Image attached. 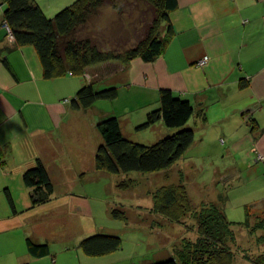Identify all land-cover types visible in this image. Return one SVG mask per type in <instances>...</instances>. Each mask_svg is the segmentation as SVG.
<instances>
[{
  "label": "crops",
  "instance_id": "1",
  "mask_svg": "<svg viewBox=\"0 0 264 264\" xmlns=\"http://www.w3.org/2000/svg\"><path fill=\"white\" fill-rule=\"evenodd\" d=\"M72 2L39 0L49 15ZM178 3L170 15L174 33L156 60H114L88 68L99 87H118L119 96L109 104L97 102L88 110L74 109L65 100L72 99L84 81L70 74L46 79L32 46L16 47L7 54L11 69L0 61V264H136L147 262L152 253L158 259L175 253L177 239L161 233L142 243L131 238L110 254L86 255L80 243L88 227H96L104 210L113 217L110 206L102 210L93 202L98 196L90 198L83 190H74L79 177L84 181L97 178L94 171L107 173L95 167L102 137L97 123L104 116L117 115L124 134L134 141H148L146 131L150 136L159 131L158 138L174 131L163 121L138 128L158 106L162 88L172 89L194 105L189 126L208 131L215 123L229 154L234 158L241 154L244 162L253 164L246 171L247 179L254 180L248 190L252 196L239 209L230 205L231 195H219L228 219L244 224L256 209L263 210L258 214L264 217V159L259 158L264 155V0ZM13 45L3 27L2 11L0 47ZM205 56L207 62L199 65ZM121 96L129 101L124 107L119 104ZM226 150L224 156L233 158ZM39 158L50 173L55 192L50 202L30 208V189L23 173ZM7 190L15 200L16 212ZM154 217L164 224L165 218ZM29 238L48 243L51 253L32 255Z\"/></svg>",
  "mask_w": 264,
  "mask_h": 264
},
{
  "label": "trees",
  "instance_id": "2",
  "mask_svg": "<svg viewBox=\"0 0 264 264\" xmlns=\"http://www.w3.org/2000/svg\"><path fill=\"white\" fill-rule=\"evenodd\" d=\"M107 0H73L54 15H49L39 0H0L3 11V27L13 46L0 47V61L11 69L7 54L16 47L32 46L36 49L46 79H54L67 74L84 77L85 81L76 95L68 102L77 110H88L99 100H114L119 96L117 86L97 88V82L86 78V71L92 65L120 60L129 63L141 58L151 62L160 57L174 33L171 12L178 0H145L155 11V17L145 36L125 52L117 49H104L91 38H78L82 25L104 5ZM93 13V14H92ZM9 29H8V27ZM65 100V101H66ZM195 113L194 105L170 88L160 89L157 107L152 108L139 129H147L156 123L164 124L174 131L153 144H147L127 137L117 115H106L97 123L103 142L95 154L97 170L110 174L157 172L171 168L183 158L195 142L196 134L189 121ZM256 127V126H255ZM1 159V158H0ZM182 179V178H181ZM23 181L30 189V208L48 203L55 192V184L45 163L39 158L23 173ZM122 188L131 184L122 182ZM9 204L16 212L15 200L9 190L6 192ZM154 212L175 223L194 211L187 184L182 179L157 189L154 194ZM198 213L200 237L197 242L189 241L184 247H177L171 256L144 264H235L234 252L228 245L234 239L225 211L213 202H204ZM114 219L128 220L123 208L111 210ZM245 224V223H244ZM246 225L253 231L264 229V217L257 224ZM123 238L119 235L99 233L85 237L80 247L88 256H103L120 250ZM29 251L34 256L51 253L48 243H39L29 238ZM253 264H264V253L251 258Z\"/></svg>",
  "mask_w": 264,
  "mask_h": 264
},
{
  "label": "rangeland",
  "instance_id": "3",
  "mask_svg": "<svg viewBox=\"0 0 264 264\" xmlns=\"http://www.w3.org/2000/svg\"><path fill=\"white\" fill-rule=\"evenodd\" d=\"M154 15V8L145 0H107L89 18L88 22L80 27L76 36L78 38H91L93 42L104 49L113 48L119 52H125L145 36L153 22ZM85 74L87 79L92 80L93 75L88 69ZM75 77L85 81L84 77ZM96 85L100 89L99 84ZM98 102L109 104L112 100H99ZM127 102L129 101L126 96H121L120 106L124 107ZM210 126L211 129L208 131L200 126L195 128V143L187 152L185 159L183 158L181 162L175 163L169 170L157 172L132 171L121 174L105 173V175L94 171V173L99 174L97 178L90 176L83 181L79 177L74 190H83L82 192L90 198L93 195V197L98 196L93 202H97L102 210L105 206H110L111 210L123 208L129 219L111 218L104 210L101 213L102 220L97 221L98 226L88 227L86 237L99 233L114 234L121 236L125 243H128L131 238H137L142 243L143 240L153 237V235L157 237L162 233V237L167 235L172 239H177L176 249L177 247H184L185 244L188 245L189 241L197 242L200 237L199 212L194 214V211L201 210L199 208L204 202L208 203L216 200L213 203L225 211L223 200L218 199L220 194H228L233 198L230 205L239 209L241 204L249 199L248 195L252 196L248 190H252L254 180L247 179L246 171L253 164L250 165V162H244L241 159V154L236 155V158L230 155L226 150L228 145H224L223 138L217 136L218 130H216L215 123H211ZM146 132L144 134H147L148 141L144 140L143 143L153 144L161 139L158 138L159 131L154 132L152 136H150L151 133L149 135L150 131ZM205 134L207 135L205 136ZM202 136H205L204 140L201 139ZM102 142L101 137L100 143ZM224 150H226V154L233 158L225 157ZM260 155L259 158L264 159V155ZM237 158L240 159L238 162H236ZM78 176H80V173ZM181 178L187 184L194 211L187 214L182 223H175L165 218L164 224H162L156 221L157 219L154 217L155 215L161 216L153 211L155 205L154 194L162 186L169 183H178L182 180ZM123 181L131 185L128 188H122L119 184ZM261 211L260 209L252 210L250 224H257L261 221L263 214H258ZM229 221L231 220L229 219ZM246 221L245 224L239 222L238 225L231 221L233 225L230 227L234 232V239L229 240L228 245L234 252L235 264H253L251 258L264 253V241H261L264 238V229L253 231V227L246 225ZM148 223L153 224V226L149 227ZM157 260L156 255L152 253L147 262L141 263L139 261L136 264Z\"/></svg>",
  "mask_w": 264,
  "mask_h": 264
},
{
  "label": "built area",
  "instance_id": "4",
  "mask_svg": "<svg viewBox=\"0 0 264 264\" xmlns=\"http://www.w3.org/2000/svg\"><path fill=\"white\" fill-rule=\"evenodd\" d=\"M8 27V26H7ZM8 29H9V27H8ZM11 38H13V36L11 35ZM207 60H208V57L207 56H205L202 60H200L199 61V65H203V64H205L206 62H207ZM67 102L69 101V100H66ZM260 157V156H259Z\"/></svg>",
  "mask_w": 264,
  "mask_h": 264
},
{
  "label": "bare ground",
  "instance_id": "5",
  "mask_svg": "<svg viewBox=\"0 0 264 264\" xmlns=\"http://www.w3.org/2000/svg\"><path fill=\"white\" fill-rule=\"evenodd\" d=\"M261 156V155H260Z\"/></svg>",
  "mask_w": 264,
  "mask_h": 264
}]
</instances>
